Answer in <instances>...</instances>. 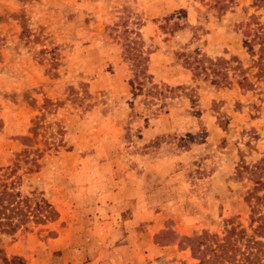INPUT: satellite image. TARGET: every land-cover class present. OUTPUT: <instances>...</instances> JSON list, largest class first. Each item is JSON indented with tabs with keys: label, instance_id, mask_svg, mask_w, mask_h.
I'll use <instances>...</instances> for the list:
<instances>
[{
	"label": "rangeland",
	"instance_id": "obj_1",
	"mask_svg": "<svg viewBox=\"0 0 264 264\" xmlns=\"http://www.w3.org/2000/svg\"><path fill=\"white\" fill-rule=\"evenodd\" d=\"M257 1L0 0V175L56 212L0 235L8 264H193L181 236L247 227L233 175L264 156ZM182 52L226 59L228 83L193 79Z\"/></svg>",
	"mask_w": 264,
	"mask_h": 264
},
{
	"label": "trees",
	"instance_id": "obj_2",
	"mask_svg": "<svg viewBox=\"0 0 264 264\" xmlns=\"http://www.w3.org/2000/svg\"><path fill=\"white\" fill-rule=\"evenodd\" d=\"M229 0H214L218 8L227 6ZM255 6L264 8V0L255 2ZM175 24V23H174ZM251 43L257 45L255 58L251 65L255 71L250 75L264 82V24L259 26L254 33ZM135 41L123 43V55L129 60V65L134 79L143 84L150 83L146 73L147 56L133 45ZM184 67L191 72L195 79L202 74V81L221 87L228 83L226 59L223 57L209 58L205 55L191 53L180 54ZM236 61L232 71L237 72L234 83L241 90H251L253 82L242 68L237 57L231 56ZM155 93H159L155 90ZM235 179H247L251 186L243 195V200L248 207L247 227L234 223L230 218L222 221L220 230L201 229L191 235L181 236L176 244H184L188 249L193 264H264V156L258 157L252 163L243 160L239 154L238 163L234 168ZM29 198L20 194L14 181H6L0 175V235L12 234L28 221L41 223L53 219L55 210L46 203L37 207L29 204ZM0 246V264H8Z\"/></svg>",
	"mask_w": 264,
	"mask_h": 264
}]
</instances>
